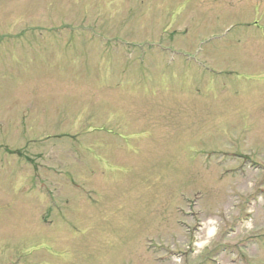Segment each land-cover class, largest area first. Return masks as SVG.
I'll list each match as a JSON object with an SVG mask.
<instances>
[{
  "label": "rangeland",
  "instance_id": "374dc122",
  "mask_svg": "<svg viewBox=\"0 0 264 264\" xmlns=\"http://www.w3.org/2000/svg\"><path fill=\"white\" fill-rule=\"evenodd\" d=\"M34 1L0 264H264V0Z\"/></svg>",
  "mask_w": 264,
  "mask_h": 264
},
{
  "label": "flooded vegetation",
  "instance_id": "af4514ba",
  "mask_svg": "<svg viewBox=\"0 0 264 264\" xmlns=\"http://www.w3.org/2000/svg\"><path fill=\"white\" fill-rule=\"evenodd\" d=\"M7 0H0V4ZM17 3L14 7L8 8V14H13L15 19L23 15V18H28L29 15H35L36 13V1L34 0H16ZM0 13V84L5 79H12L13 75L17 73L25 74L20 75L21 78L30 77L31 66L33 59H35V46H36V23H25L18 28L17 31H12V27L4 24V19H2ZM22 17V16H21ZM20 17V18H21ZM9 19V17H7ZM9 20H14L10 18ZM6 22V21H5ZM4 30L3 32H1ZM34 37V38H33ZM23 67H27L23 70ZM21 69L23 71H21ZM20 78V79H21ZM22 80V79H21ZM13 89V88H12ZM20 121L19 118L10 119V122L16 124Z\"/></svg>",
  "mask_w": 264,
  "mask_h": 264
}]
</instances>
